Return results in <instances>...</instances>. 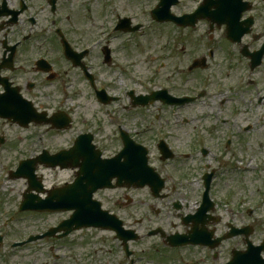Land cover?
I'll return each instance as SVG.
<instances>
[{"label":"flooded vegetation","instance_id":"flooded-vegetation-1","mask_svg":"<svg viewBox=\"0 0 264 264\" xmlns=\"http://www.w3.org/2000/svg\"><path fill=\"white\" fill-rule=\"evenodd\" d=\"M97 1L0 0V82L7 81L16 95L28 102L42 120H48L58 113H64L71 119L74 110L65 107L67 101L77 99L91 101L97 109L104 111V115L99 112L103 120L97 113L92 115L93 131L90 134L93 144L98 149L102 148V142L96 141V138L104 133L106 127L111 128L112 134L107 140L117 143L118 146L121 144L120 129L130 133L129 136L134 141L140 140L139 133L152 134V137L146 138L153 144L144 142V145L149 149L150 165L157 169V173L165 181L157 202L165 200L168 202L167 210L172 212V217L178 220L183 230L169 233L163 230L161 225L157 226V240L162 246L157 251L161 254V258L163 257L162 261L178 256L179 261L182 259L180 254L188 251L191 257L204 255L211 264L214 262L229 264L234 258H238L236 264H264V189L262 190L264 180L260 179L261 188L256 191L250 190L247 187L249 181H245L248 176L259 177L264 174V157H258L259 154L250 148V142L247 140L249 136L252 137V133L249 132L250 126L237 120L241 110L254 103L264 109V53L260 64L253 67L254 60L257 59L255 53H258L264 45V0H242L246 5L243 7L244 11L240 13V23H242L240 27L246 28V22L249 20L252 21V25L250 32L245 34L238 44L227 40L225 24L211 28L206 23L207 39L211 46L207 47L202 59L189 57L184 65L173 63L170 66V74L176 76L173 78L174 84L170 81L166 83L157 81V85L168 87V93L175 99L182 97L193 99L194 90L200 88L206 93L193 102H183L179 105L154 103L157 104L155 116L158 125L139 129L137 132L126 129L125 115L130 110H143V108L131 109L128 93L133 90V95L140 96L142 93L139 92L147 89L144 86H136L126 79V70L116 64L115 59L119 62L122 60L115 57L114 46L110 45V41L115 36L118 38L119 32H113L116 35H111V39L106 40L101 47L97 45V30L94 32L95 20H97L94 8ZM177 1L181 8L179 7L180 13L176 14L181 16L194 12L203 0ZM110 2L114 3L123 15L127 14L121 10L116 0H107V5ZM192 4L195 7L190 9ZM220 9V16L226 17L237 14L241 7L235 4V0H230L229 4H222ZM139 11L145 16V7L140 8ZM109 23L111 26V21ZM173 27L175 31L189 30L174 25ZM61 36L69 46L66 49L61 43ZM104 45L110 50L108 64L104 63L102 53ZM71 53H75V56ZM210 53H212L211 58ZM174 55L179 57L178 54ZM193 65L196 68L193 69ZM129 69L139 79L153 80L146 75L140 76L132 65ZM224 71V81L228 82L227 84L221 83ZM114 72L116 74L121 72L125 78L122 80L131 84L123 94H115L116 89L107 81ZM201 73H204L203 79L200 78ZM199 80L202 83L193 87L194 82ZM103 81L109 84L103 85ZM154 82L156 83L155 80ZM222 86H225V90H222ZM225 91L228 95H232L230 98L232 105L222 109V106L227 107L229 101L222 97ZM254 91L258 92L253 96ZM102 92L116 100L106 106L101 105L98 98L103 97V94L100 95ZM3 93L4 88L0 84V95ZM124 96L128 98L126 105ZM199 99L208 101L218 99L217 105L220 108L218 115L229 113L227 119H215L222 124V128L226 125L223 135L219 127L211 124L206 127L207 130L195 126V140L191 147L189 145V150H185L186 154L179 156L173 152L170 159L162 160L157 149L158 143L165 141L169 149H172L174 145L169 142H172V132L178 126L170 128L169 125L178 121L176 117L181 116L180 109ZM153 105L144 109L149 107L148 109L152 110L150 108ZM162 114L169 116L159 119V115ZM205 119L212 121L213 117L205 115ZM181 121L186 126L184 117ZM230 122L234 124H229ZM28 128H43L45 132L54 134L64 132L51 130L49 125L30 124ZM152 138L156 140L152 141ZM109 157L111 156L105 158ZM179 172L184 174L181 175ZM230 175L243 176V178H240L241 181H235L233 189L230 187L221 194L218 189L221 188L222 183L226 186ZM105 192L110 191H99L96 197ZM98 200L102 208L113 215H116L115 209H122L119 206L120 201L115 200L112 206L108 207L110 202L107 198L98 197ZM129 202L131 201H127ZM128 215L125 214L129 219ZM159 215L160 211L157 210V217ZM128 222L126 220V228L129 227ZM141 224V220L136 221V225ZM171 228H175V225L172 224ZM176 234L185 235L190 242H197V245L170 247L172 244L170 237ZM203 260L199 257L195 262L200 264ZM187 264H193V260L190 258Z\"/></svg>","mask_w":264,"mask_h":264},{"label":"rangeland","instance_id":"rangeland-1","mask_svg":"<svg viewBox=\"0 0 264 264\" xmlns=\"http://www.w3.org/2000/svg\"><path fill=\"white\" fill-rule=\"evenodd\" d=\"M156 1L158 0H116L124 13L135 15V21L145 25L146 28L135 34L122 35L119 33L118 38L113 42L114 47H112L117 57L122 61L130 62L133 69L140 76L146 75L156 82L166 83L170 81L174 84L173 78L176 76L170 74V66L175 62L184 65L189 57L201 60L207 47L211 46L207 39V24L200 22L194 29L175 31L173 25L155 24L149 16L138 13L140 8L145 7V9H148ZM194 7L195 5H190V9ZM180 8L174 11L177 12ZM94 9L97 13L94 32L108 28L110 19L107 0H98ZM215 46L217 47V45ZM181 47L183 48L181 49ZM174 54H178L179 57ZM223 75L221 83L227 84L228 82L224 81L225 71ZM200 78H204V73L200 74ZM107 81L116 89V93L119 92L120 94H123L126 88L131 86L130 83L121 80L115 72ZM200 83H202L201 80L195 81L193 87ZM222 88V90H225V86H222ZM146 91L139 93H142L141 95L149 94L144 93ZM257 92L254 91L253 96ZM222 97L229 100L227 107L222 106V109L232 105L230 99L232 95H228L225 91ZM123 100L125 105L128 104L126 96L123 97ZM218 101V99H212L211 101L199 99L193 104L180 109L181 116L176 117L178 121L169 125L170 128L175 125L178 126L176 128L178 131L174 129L172 132L171 140L178 147V150H189L192 146V142L195 140V126H201L203 130H207L206 127L211 124V126L219 127L222 131L221 135H223L226 125L222 128V124L217 120L215 121V119H227L229 113L218 115L220 109L217 105ZM156 105L154 104L150 108L152 110H149V107L143 108V110H130L125 115L127 117V128L136 127L139 131V129L156 127L158 125L155 119ZM69 107L71 108V103H69ZM73 109L76 117L75 123L70 129L60 134L45 132L43 128L20 129L7 121L0 120V138L3 137L5 140L3 145L0 146V235L2 237L0 264H130L131 261H135L133 264H185V262L187 264L190 258L193 260V264H197L198 262H195V259L197 260L199 257L204 259L200 264H211V261L204 255L191 257L192 255H189L188 251L180 254L182 259L179 261V256L162 261L163 257L161 258V254L157 251L162 246L159 245L157 237H145L146 232L156 229L158 225H161L163 230L169 233L182 232L183 230L178 220L172 217V212L167 210L169 207L168 202L166 200L157 202L151 197L147 188L142 190H113L98 194V197L109 200L108 207L112 206L115 200L120 201L121 205L119 206L122 209H115L114 213L125 223L128 220L127 226L142 236L139 242L129 245L130 251L133 252L130 260L125 258L121 244L114 238L112 233L95 229L76 231L63 240L46 238L15 249L9 246L14 242L25 240L29 236L41 235L70 216V213L67 212L19 213L18 206L22 200V194L26 190V181L10 179L9 173L16 169L20 160L35 157L41 149L54 153L61 148L70 146L72 140L78 134L92 132L93 114L97 113L98 117L103 120L99 112L104 115V111L97 109L89 100H75ZM241 111L237 120L250 126L249 132L252 133V137L249 136L247 139L250 142V148L259 154L258 157H264V109L254 103ZM205 115H210L213 120H206ZM168 116L169 114H164L163 119L168 118ZM182 117L186 120V126L182 124ZM229 124L234 123L230 122ZM103 132L102 135L96 138V141L102 142V148H99L103 151L104 156L112 157L118 152L119 147L117 143L107 140L108 137L112 136L111 128L106 127ZM138 136L143 142L150 143L151 140L146 137H152V134L143 135L139 133ZM105 140L108 142L106 143ZM152 141H154V138H152ZM150 144H153V142ZM182 172H179V174H184ZM36 174L38 177H42L43 187L46 190L61 187L74 178V171L50 170L43 167L37 168ZM240 178H243V176L230 175L229 181H226V186L222 183L218 191L224 194L225 191H228V188L233 189L235 181L242 180ZM260 179L264 180V174L259 177H246L245 181H249L247 187L253 191L258 190V188H261ZM263 189L264 186H262ZM41 197L44 198L45 196L41 195ZM126 197L131 199L132 202L127 203ZM157 210L160 211L158 217ZM125 214H129L130 218L128 219ZM135 220H141L142 224L136 225ZM172 224L175 225V228H171ZM218 263L214 262L212 264Z\"/></svg>","mask_w":264,"mask_h":264},{"label":"water","instance_id":"water-1","mask_svg":"<svg viewBox=\"0 0 264 264\" xmlns=\"http://www.w3.org/2000/svg\"><path fill=\"white\" fill-rule=\"evenodd\" d=\"M165 0L162 5L167 4ZM157 17V13L155 15ZM24 109L20 105L13 109L7 97H0V117L13 119L19 124L27 125L34 118L23 117ZM27 114H29L27 112ZM26 114V115H27ZM28 121V122H27ZM146 152L141 148H133L126 145L124 150L111 160H100L90 139L83 138L75 143L67 153H60L53 157L43 155L35 160L20 163L17 171L12 174L13 178L27 180L28 191L44 193L40 179L35 175L37 164L46 165L49 168L59 166L60 168H78L77 179L65 188L55 189L48 193L45 200L39 199L38 195H24L20 210H31L38 212L74 211L68 221L60 224L43 236L31 238L30 241L50 237L62 231L59 238L65 237L71 231L82 227H100L116 232L117 238L126 244L127 240L134 239L133 232L124 233L121 224L114 218H107L99 211V206L91 201L92 194L102 188L134 187L140 188L148 185L157 197V177L147 167ZM80 160V162H78ZM115 179V186L111 182ZM126 250V246H125Z\"/></svg>","mask_w":264,"mask_h":264}]
</instances>
